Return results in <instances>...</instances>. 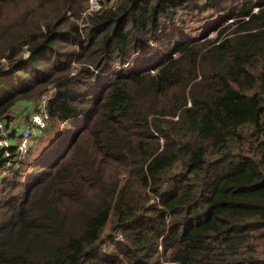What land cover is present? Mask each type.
<instances>
[{"label":"trees","instance_id":"obj_1","mask_svg":"<svg viewBox=\"0 0 264 264\" xmlns=\"http://www.w3.org/2000/svg\"><path fill=\"white\" fill-rule=\"evenodd\" d=\"M87 2L0 0V264H264V0Z\"/></svg>","mask_w":264,"mask_h":264},{"label":"built area","instance_id":"obj_2","mask_svg":"<svg viewBox=\"0 0 264 264\" xmlns=\"http://www.w3.org/2000/svg\"><path fill=\"white\" fill-rule=\"evenodd\" d=\"M113 1L114 0H88L87 12L89 13V12L97 11L102 7L103 3L105 2L108 3ZM46 101H47V96L45 95L41 103L39 104L37 111L34 112L37 113V115L33 118L30 117V121H31L30 127L26 126L20 132L19 142L17 143L16 164L18 160L23 158L25 154L28 152L30 148V139L34 135L35 130L42 129L46 125V118H47V112L45 108ZM6 133H8V129L6 127H3L2 123L0 122V147L4 149V154L8 156V150H7L8 138L6 136Z\"/></svg>","mask_w":264,"mask_h":264},{"label":"rangeland","instance_id":"obj_3","mask_svg":"<svg viewBox=\"0 0 264 264\" xmlns=\"http://www.w3.org/2000/svg\"><path fill=\"white\" fill-rule=\"evenodd\" d=\"M113 2H108V5H110ZM205 16H207V13H205V12H203L201 15L195 14L192 17L186 16L184 19L185 25H186L185 27L197 28V27L204 26L207 22ZM37 104H38V102L33 103V104L21 102L18 104L17 107L15 106V113L12 115L13 119L11 122L0 120L3 127H6L8 129V133H6V136L8 138V147L12 146L14 144V141H15V140H13L12 137L9 136L10 131L14 130L16 135L20 134L21 130L23 129V126H24L23 123H24L25 119L28 116L33 118L37 115V113H34L37 110ZM35 133H37V130H35ZM38 137H39L38 135H34L32 140L36 141ZM17 138L18 137L16 136V139ZM7 150H8V148H7Z\"/></svg>","mask_w":264,"mask_h":264}]
</instances>
